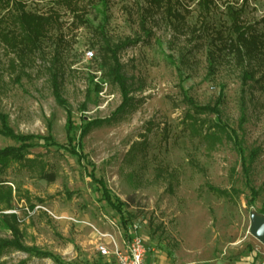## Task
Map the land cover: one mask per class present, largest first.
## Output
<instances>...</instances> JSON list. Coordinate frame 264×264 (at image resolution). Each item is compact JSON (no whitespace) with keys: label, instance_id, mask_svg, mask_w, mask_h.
I'll return each mask as SVG.
<instances>
[{"label":"rangeland","instance_id":"1","mask_svg":"<svg viewBox=\"0 0 264 264\" xmlns=\"http://www.w3.org/2000/svg\"><path fill=\"white\" fill-rule=\"evenodd\" d=\"M18 1L37 14L59 12L63 27L32 52L10 48L0 39V114L8 117L10 128L20 135L46 136L50 125L57 144L67 146V114L53 94L54 76L77 126L110 117L123 99L101 65L102 37L115 46L139 39L119 54L133 107L112 126L94 129L83 140L82 152L95 175L125 203L127 228L137 227L147 249L154 246L180 264L221 258L236 262L252 250L259 254L256 264H264V245L250 233V215L256 209L246 204L250 191L240 157L225 137L215 145L203 139L215 115L195 116L200 134L192 132V108L185 101L190 98L203 107L221 102L222 123L241 137L245 118L244 147L261 150L250 178L260 192L257 208L264 207V64L245 89L242 64L233 55H224L216 74H210L212 33L203 32L195 2L179 27L160 13L148 17L149 38L141 29L148 0H111L101 9L104 13L96 2L78 0L83 24H72L73 14L58 2ZM215 1L207 20L214 28L225 32L237 13L264 42V0ZM89 51L92 58L86 57ZM16 145L0 136V150ZM30 154L48 166V174H55L53 183L41 179L38 168L17 165L0 176L14 194L19 192L11 211L19 217L23 244L64 263L106 264L97 246L114 248V241L121 246L128 229L98 201L91 166L55 147H38ZM208 186H233L239 195L230 201L212 194ZM10 238L0 228V239ZM0 264L57 263L11 250L1 255Z\"/></svg>","mask_w":264,"mask_h":264},{"label":"trees","instance_id":"2","mask_svg":"<svg viewBox=\"0 0 264 264\" xmlns=\"http://www.w3.org/2000/svg\"><path fill=\"white\" fill-rule=\"evenodd\" d=\"M52 1L58 2L73 14L72 24H74L75 21H80L82 24L84 23L83 16H77L81 11L77 3L78 0ZM89 1L96 2L97 10L101 11V13H104L101 9H107L111 3V0ZM193 2L196 3L198 9V20H200L202 24L203 32L207 31L208 33H212L211 41L213 48L210 49L207 54L210 74H216L217 64L224 55H233L235 61L242 64V85L243 89H245L248 81L255 79V75L259 70L258 66L264 64V42L260 35L253 30L251 25L245 26L243 24L242 20L239 18L240 15L237 13L232 14V16L238 17L233 19L230 28L225 30V32L214 28L207 20L212 14L213 8L216 6L215 0H148V6L142 15V31L149 38L153 36L152 31L148 30L146 27V20L154 13L162 14L170 20L175 27H179L180 24L186 21L190 11H193L190 10V4ZM5 16L7 17L5 18ZM60 20L61 16L57 11H52L49 14H37L28 11L25 5L18 0H0V39L10 48L21 47L27 52L34 51L40 41L48 38L51 32L62 30L63 23ZM137 41H139V39L134 42L132 40H127L123 44L115 46L102 37L100 51L103 54V59L101 65L107 70L106 76L108 79L119 88L123 99L122 104L108 118L93 121L84 120L80 126H77L74 122L72 109L61 96L59 79L56 76L52 78L53 94L56 102L67 114L65 126L67 146L57 144L51 134L50 125L48 135L46 136L20 135L16 134L10 128L8 117L0 114V136L7 137L17 144L16 146L6 147L0 150V176L7 175L9 169L17 165L21 168H28L31 171L38 168L40 170L41 179L46 180L48 183H53L55 181V174L47 173L48 166L43 161L36 158L30 159V151L38 147H44L46 149L55 147L57 150L63 149L72 157H76L79 164L86 163L88 166H91L92 170L90 171L89 177L95 186V193L98 196V201L100 203H105L110 209L115 211L119 215L124 227L127 228L129 219L125 212V203L109 189L107 182L95 175V167L87 160V156L84 155L82 150L83 140L94 129L112 126L133 107V99L130 95L128 80L123 73L124 66L120 61L119 54L122 50L133 45ZM262 79L264 80V73ZM185 101L188 102L192 108V114L190 113L188 117L193 121L190 127L194 134H200V131L195 127V124L198 122L195 116H216L215 122L209 125L207 131L204 133L203 139L207 144L215 145L221 141L222 137H225L232 143L233 149L240 157L245 187L250 191L246 203L247 207L250 210L253 208L256 209V213L264 216V207L257 208L260 192L253 187L250 178L253 165L258 159L261 150L256 148L247 151L244 147L243 124L245 118H242L244 120L241 122L239 128L240 132H242L241 137L237 131L229 129L228 126L222 123L220 114L221 102H217L214 106L208 105L203 107L196 105L190 98H185ZM78 131L79 136H77ZM208 190L212 194L228 198L230 201H233L239 195V190L233 186L229 190H221L213 186H208ZM16 191L17 192L14 194V190L12 186L8 184V181L0 178V228L11 234L10 239H0V257L5 251L15 250L40 259H51L57 264H73L61 262L58 257L48 252L35 247H27L23 244V233L19 228L20 220L18 215L15 213H5L13 210L14 198L19 193L17 189ZM33 209L34 207H32V210ZM127 229L126 236L129 234V228ZM248 253L252 256L251 262L248 264H256L259 254L252 250H248Z\"/></svg>","mask_w":264,"mask_h":264},{"label":"built area","instance_id":"3","mask_svg":"<svg viewBox=\"0 0 264 264\" xmlns=\"http://www.w3.org/2000/svg\"><path fill=\"white\" fill-rule=\"evenodd\" d=\"M86 57L92 58V51L87 52ZM8 213L17 214L16 211H9ZM101 236L103 238L108 237L107 235ZM113 245L114 248H110L109 245L104 243L97 246V251L106 264H149L147 260L148 249L144 240L138 234L137 227L130 228L129 234L121 246H118L115 241Z\"/></svg>","mask_w":264,"mask_h":264},{"label":"crops","instance_id":"4","mask_svg":"<svg viewBox=\"0 0 264 264\" xmlns=\"http://www.w3.org/2000/svg\"><path fill=\"white\" fill-rule=\"evenodd\" d=\"M245 258H241L239 261L230 262L221 259H213L209 261L199 262V263H187V264H248L251 262L252 256L250 253H245ZM147 260L149 264H180L174 261L171 257L166 254L159 253L154 246L148 249Z\"/></svg>","mask_w":264,"mask_h":264},{"label":"water","instance_id":"5","mask_svg":"<svg viewBox=\"0 0 264 264\" xmlns=\"http://www.w3.org/2000/svg\"><path fill=\"white\" fill-rule=\"evenodd\" d=\"M250 233L264 245V216L252 212L250 215Z\"/></svg>","mask_w":264,"mask_h":264}]
</instances>
